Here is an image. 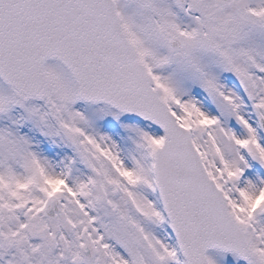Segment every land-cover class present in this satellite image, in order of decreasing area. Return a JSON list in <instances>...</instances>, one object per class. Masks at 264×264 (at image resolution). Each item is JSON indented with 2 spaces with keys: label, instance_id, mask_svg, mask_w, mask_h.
<instances>
[{
  "label": "snow or ice",
  "instance_id": "snow-or-ice-1",
  "mask_svg": "<svg viewBox=\"0 0 264 264\" xmlns=\"http://www.w3.org/2000/svg\"><path fill=\"white\" fill-rule=\"evenodd\" d=\"M0 264H264V0H0Z\"/></svg>",
  "mask_w": 264,
  "mask_h": 264
}]
</instances>
